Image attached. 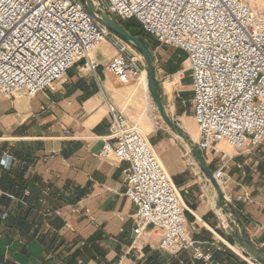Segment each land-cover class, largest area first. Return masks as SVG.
<instances>
[{"label":"crops","instance_id":"obj_1","mask_svg":"<svg viewBox=\"0 0 264 264\" xmlns=\"http://www.w3.org/2000/svg\"><path fill=\"white\" fill-rule=\"evenodd\" d=\"M242 1L264 7V0ZM113 41L94 53L98 68L93 72L77 64L34 97L0 94V264H259L234 249L224 231V213L197 187L195 159L152 116L148 89L123 85L108 70L116 54ZM155 67L159 82L162 71ZM186 81L182 98L177 97L182 118L194 121L192 80ZM112 108L138 128L151 125L149 141L188 209L194 243L189 250L176 256L161 251L160 232L151 226L136 239V207L125 196L129 164L98 157L110 134ZM222 148L234 155L226 192L243 235L264 252V143L240 151ZM6 155L13 158L9 166L3 164ZM244 192L250 199L237 201ZM196 250L210 253L211 261H195Z\"/></svg>","mask_w":264,"mask_h":264},{"label":"built area","instance_id":"obj_2","mask_svg":"<svg viewBox=\"0 0 264 264\" xmlns=\"http://www.w3.org/2000/svg\"><path fill=\"white\" fill-rule=\"evenodd\" d=\"M94 1L111 17L135 20L159 44L186 54L195 143L202 154L219 159L213 175L225 201L233 204L226 191L234 155L222 145L240 151L264 143V7L242 0ZM110 38L116 48L110 73L123 85L147 76L140 55L99 25L81 0H0V94L34 97L77 64L95 71L93 55ZM110 118L98 157L129 164L125 196L136 207V239L151 226L160 232L161 251L176 256L189 250L194 243L188 209L156 151L121 111L110 109ZM12 159L6 155L4 166ZM249 199L246 192L236 197ZM193 259L209 263L212 255L196 250Z\"/></svg>","mask_w":264,"mask_h":264},{"label":"water","instance_id":"obj_3","mask_svg":"<svg viewBox=\"0 0 264 264\" xmlns=\"http://www.w3.org/2000/svg\"><path fill=\"white\" fill-rule=\"evenodd\" d=\"M95 21L106 28L113 37L128 45L137 52L143 63L146 66L148 91L153 101L155 108L168 129L180 140H182L188 150V153L193 156L197 166L202 174L206 176L215 190V196L211 197L210 192L206 190L205 197L209 199L211 206L220 213H224L232 222V226L224 225L226 235L233 243L241 249L244 256L251 260L264 264V253L250 244L243 235V227L234 210L232 204L227 203L224 198V193L214 178L213 171L210 169L204 155L198 150L195 141L190 135L180 126V124L168 113L162 99V92L158 82L157 71L153 56L146 43L140 37L130 35L114 18H112L105 6L94 0H81ZM211 197V198H210Z\"/></svg>","mask_w":264,"mask_h":264},{"label":"rangeland","instance_id":"obj_4","mask_svg":"<svg viewBox=\"0 0 264 264\" xmlns=\"http://www.w3.org/2000/svg\"><path fill=\"white\" fill-rule=\"evenodd\" d=\"M148 37H149V35H148ZM150 38L155 40L151 36H150ZM183 55H184V53L180 49H176V48L171 47V46L161 45L157 41H156V45L153 46V58H154V61H155V66H157V70H161L162 71L161 74L159 75L160 76L159 84H160V87L162 88L161 89V91H162V99L165 100V103L163 101L164 106L167 109L168 113L176 121H177L176 118H178L179 121H177V122L180 124V126L182 128H184V130H186V132L192 138L193 137L195 138L196 137L195 134L198 133L196 124H195L194 121H192L190 119L188 120L186 118H182V114H181V112H182V101L181 100L182 99L179 100L180 98L177 97V95H180V97L182 98V92L181 91L183 89V84L185 83V80H187L186 81L187 83L192 80L191 75H190V71H189V69L187 67L188 66L187 62H186L187 60H185L180 66V60H181ZM170 72H172V73H170ZM167 73L169 75H173V74H176V75L174 77H167L168 76ZM180 75H183L184 78L182 79V77H180ZM180 78H181V83H180ZM132 82L135 83V84L139 83V84H141V87H143L142 80L138 81L137 79H135ZM132 82H130V83H132ZM175 87H177V91L173 92ZM149 101L151 102V105H152L151 106L152 107L151 108L152 116L159 123L165 125L164 122L162 121V119L159 117V114H158V112H157V110L155 108V105H154L153 101L151 100L150 94H149ZM189 114H190L191 117L193 116L192 111ZM158 118L160 120H158ZM139 129H140L141 133L144 135V137H146L149 140L148 133L152 129L151 125H149V127L140 126ZM180 141H182V140H180ZM152 147H153V145H152ZM154 150H155V148H154ZM203 155H204V158L206 160H208V161L210 159H212L213 161H214V159L216 160L215 164L209 165V163H208L210 169L213 171L217 167V165H219V159L215 158V156L211 155V154H203ZM163 167L167 171V169H166V167L164 165H163ZM196 171L198 173V177H200V180L198 181L199 184L197 185V187H200L201 190H203L204 193L206 192V190H208L210 192L211 197H214L216 193H215V190L212 187L211 183L208 181L206 176L200 172L199 168ZM167 173H168V171H167ZM177 189L179 191V194L183 198L182 191L179 188H177ZM183 200H184V198H183ZM223 219H224V225H226V226L228 225L229 227L232 226L231 220L226 215L223 216ZM234 249H236V251L238 253H240V249L236 245H235ZM250 261L252 262V260H250Z\"/></svg>","mask_w":264,"mask_h":264},{"label":"trees","instance_id":"obj_5","mask_svg":"<svg viewBox=\"0 0 264 264\" xmlns=\"http://www.w3.org/2000/svg\"><path fill=\"white\" fill-rule=\"evenodd\" d=\"M119 24L132 36L140 37L142 40L146 43L148 48L151 51V54L153 56V46L156 45V41L148 37L146 33H144L140 27V25L135 20L127 21V22H119ZM154 59V58H153ZM186 60V55L184 54L180 60V66L181 64ZM155 63V61H154ZM161 89V87H160ZM162 92V91H161ZM232 244L233 241H230ZM235 245V244H234ZM264 253V252H263Z\"/></svg>","mask_w":264,"mask_h":264},{"label":"bare ground","instance_id":"obj_6","mask_svg":"<svg viewBox=\"0 0 264 264\" xmlns=\"http://www.w3.org/2000/svg\"><path fill=\"white\" fill-rule=\"evenodd\" d=\"M120 22V21H119ZM140 80H142V82H143V85L145 86V88H147L148 89V81H147V76H146V74H143L141 77H139V79H138V81H140ZM148 93H149V91H148ZM191 137V136H190ZM192 138V137H191ZM193 139V141H197L198 140V133L196 134V137L194 138H192ZM240 249V248H239ZM240 251H241V249H240ZM241 253H242V251H241ZM243 254V253H242ZM244 255V254H243Z\"/></svg>","mask_w":264,"mask_h":264}]
</instances>
